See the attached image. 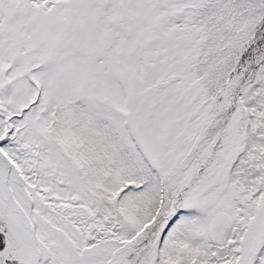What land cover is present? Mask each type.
<instances>
[{"label":"snow or ice","instance_id":"1","mask_svg":"<svg viewBox=\"0 0 264 264\" xmlns=\"http://www.w3.org/2000/svg\"><path fill=\"white\" fill-rule=\"evenodd\" d=\"M0 264H264V0H0Z\"/></svg>","mask_w":264,"mask_h":264}]
</instances>
